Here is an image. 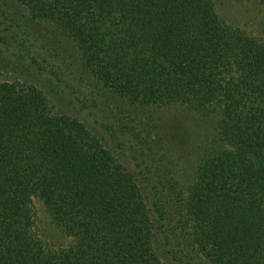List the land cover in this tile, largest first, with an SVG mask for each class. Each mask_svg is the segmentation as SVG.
<instances>
[{"label":"trees","instance_id":"obj_1","mask_svg":"<svg viewBox=\"0 0 264 264\" xmlns=\"http://www.w3.org/2000/svg\"><path fill=\"white\" fill-rule=\"evenodd\" d=\"M236 1L257 32L213 0H0V66L29 53L51 96L57 46L118 101L214 122L192 179L153 181L38 85L0 80V264H264V0ZM176 139L156 133L165 155Z\"/></svg>","mask_w":264,"mask_h":264},{"label":"rangeland","instance_id":"obj_2","mask_svg":"<svg viewBox=\"0 0 264 264\" xmlns=\"http://www.w3.org/2000/svg\"><path fill=\"white\" fill-rule=\"evenodd\" d=\"M213 1L219 15L225 21L245 27L252 32L258 31L261 16L255 8L242 7L236 0ZM37 23L48 44L52 25L45 20L37 21ZM45 27L48 30L45 31ZM56 48L57 51L53 50L55 52L53 55L58 56L49 57L47 54H42V57L48 59L47 62L55 60L53 64L59 70V76L63 80L58 81L60 83L58 86L63 91L62 94L51 96V87L44 80L49 75L48 71L40 73L39 70L38 74L30 73L28 64L33 65V63L29 53L23 52L25 55L23 63H26L27 71L18 69L16 58L21 52L17 46L3 48L10 63L0 66V80L26 81L38 85L49 98L53 97L52 101L57 107L76 116L124 164L133 168L135 172L141 168V178H151L154 181L160 175L167 181L174 176L175 181L182 183L183 180H190L194 177L195 165L202 150L201 146L208 142L214 133L213 120H201L181 108L160 109L147 106L139 108L128 105L125 101H118L88 74L79 71L78 68L74 69L75 64L72 67L62 64L59 59L62 57L61 48L57 46ZM65 58L67 62L70 61L66 53ZM80 72L85 75L79 74ZM80 77L83 79H79ZM55 82L58 83L56 80ZM148 115L156 124L160 122L162 126L154 128L153 121ZM164 131L177 137V143L182 146L181 154L177 151L178 148L172 154L167 148V155L164 154L166 152L164 147L166 148L167 145H159L156 141V133ZM189 141H191L190 144ZM137 176L139 177V174ZM41 207L40 203L35 201L38 227L43 233L44 223L40 220L42 218Z\"/></svg>","mask_w":264,"mask_h":264}]
</instances>
